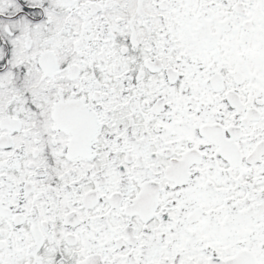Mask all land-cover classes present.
Returning <instances> with one entry per match:
<instances>
[{"label": "snow or ice", "instance_id": "snow-or-ice-1", "mask_svg": "<svg viewBox=\"0 0 264 264\" xmlns=\"http://www.w3.org/2000/svg\"><path fill=\"white\" fill-rule=\"evenodd\" d=\"M0 264H264V0H0Z\"/></svg>", "mask_w": 264, "mask_h": 264}]
</instances>
